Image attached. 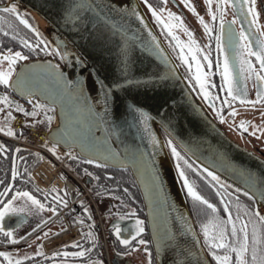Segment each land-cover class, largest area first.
<instances>
[{"label":"snow or ice","instance_id":"1","mask_svg":"<svg viewBox=\"0 0 264 264\" xmlns=\"http://www.w3.org/2000/svg\"><path fill=\"white\" fill-rule=\"evenodd\" d=\"M184 2L193 12H196V8L191 0H184ZM144 3L152 10L157 21H163L161 13H167L168 20L163 22V27L166 28L173 37L176 36V33L173 31V28L176 26L184 27L188 32L189 39L187 41L178 38L176 40V44L180 46L179 55L183 62L188 65L189 70L193 68V65L188 62V56L185 55V48L187 49V52L191 54V58L195 60V72L193 74L195 75L196 83L199 84V91L203 93V97L216 109L220 120L224 119V114L220 110L223 104H228L230 102L235 103L237 101L242 104L264 102V27L261 26L259 20L260 12L256 6V0H216V10H213L212 8L213 0H206L208 11L211 13L213 21L216 20L217 15L219 14V22L216 25V31H213L212 25L206 21L203 16H199V13H197L205 30L211 33L212 39L215 40L216 65L217 70L221 75L220 88L226 92L221 105L215 103V101L219 99L218 95L210 92L209 87L206 86L212 84L211 80L205 79L210 73L204 71L201 58L197 56V52H203V59L206 60L208 66L211 67L212 61L209 59V52L200 47L199 42L193 38L192 30L183 24V19L178 13H175L168 8H160L157 10L156 7L149 3V0H144ZM164 3H167V0H164ZM226 5H231L236 13L232 15L230 20L226 19L224 15L227 11ZM67 7L69 10L64 17L66 21L72 20L75 23H81L83 17L78 16V13L86 14V11L89 9L95 14L97 25L93 27L92 31L95 32L96 39L99 42L101 49L107 50L109 55H111L112 48H115L119 57L118 64L120 70L127 75L128 70L131 67V48L128 40L124 39L121 41L115 39L112 30L108 29L106 26L104 29H100L98 27V22L100 20L109 21V17L119 11L128 12L130 15H138L140 20L143 21L144 17L136 11L135 6L128 9L121 8L120 5L114 6L111 3V0H80V3L68 5ZM0 11L12 14L31 29L32 32L36 34L37 39L42 38V33L39 29L33 27L29 22V19L25 18L27 13H22L18 10L17 3L13 2L3 9H0ZM5 18V16L0 15V20H4ZM245 21L247 23H245ZM238 23L239 26L237 27ZM149 31H151V29H149ZM9 34L11 35V33ZM120 34L123 36L128 35L124 28H120ZM19 39L22 44H26L32 50H36L38 47V45L31 40ZM113 40H115V43H113ZM66 43L67 42H65V44ZM158 43L159 42L157 41V44ZM209 43H211V40ZM43 51H54L60 55L61 59H65L68 63H72L74 60L78 67L85 66V60H83L80 55L73 54L68 48H61L58 45H52L49 47L46 40ZM21 59L27 60V57L20 50H9L6 53L0 52V64L5 60L8 61L6 67H0V84L22 92L28 100L33 102L32 111L28 112V115L37 116V110L43 109L49 125H51V122L54 119L52 115H49V110L55 109L58 97L68 90H71L72 95L78 100H81L82 103L87 106L88 110L93 112L99 118L100 123H104L105 120H111L112 117L109 115L110 105L115 104V106L119 108V105L116 104V98L113 95L115 90L122 88L124 84L132 83V81L124 79L120 75H109L106 68L95 64L88 67L87 73L78 74L76 79L70 80L63 71L59 70V67L55 63H51L42 69V71H46L48 73V78L59 85L58 90L52 91L47 88V85L40 76L32 72V70L40 69V66L35 62L25 63L19 71L17 70L16 62ZM256 62L259 63V67L256 66ZM14 72H16L15 79H13ZM252 76H255L257 82L255 100H250L247 97V81ZM160 79H162V77H141V80L144 82L158 83ZM116 81H119V83ZM189 83H192V81L189 80ZM93 93L95 94L94 96ZM37 94L42 95L47 102H42L40 99H37ZM0 101L7 105L9 109L14 106L22 113L26 112L24 106L19 102L12 100L7 92L0 93ZM141 103L143 102L137 101L136 103H133L132 101H128V108L136 119L137 126L142 125L143 128L149 130L154 145L153 152L155 153L159 151L155 145L159 144L160 141L157 139L156 134L151 132L149 120L153 119L152 113L146 107L140 106ZM163 107L166 109L167 105L165 104ZM229 112L234 117L236 109L230 107ZM7 116L8 118H14L11 111L8 112ZM170 122V120L166 122L161 119L164 128L169 132L165 142L171 147V152L176 157V168L179 171V176L183 177V184L187 188V193L191 195L194 202L207 205L211 209V213L207 215V219L201 223L200 227L203 232L204 243L208 246L212 257H214L219 264H231L232 252L234 251L235 264H264V214H261L257 207L249 208L246 205H241L238 201L236 204V212L233 213L231 201H225L224 210L227 214L223 217L220 216L217 212V205L211 203V201L197 191L194 182L189 180L184 166L186 165L189 168L195 166L198 172L203 170L201 175L207 173L205 179H208V177L213 178L208 180L213 188L219 187L223 189L228 185V182L222 181V178L218 176L215 171L206 168L204 164L198 163L197 165H193L189 162L186 156L181 154L174 143V137L169 128ZM25 123L33 124L36 123V121L25 120ZM249 123L254 122L242 119L239 122V128L241 130H248L247 125ZM105 127H107L106 124ZM4 130L10 135L15 134V130L10 126L6 129L0 128V131ZM252 131L253 134H255L256 131L264 132V128L257 127ZM57 132L58 130L54 129L51 135L55 141L59 142L60 136L56 134ZM65 142L67 143L66 137ZM47 146H49L53 152H57V143H52ZM71 148L72 146L69 145V151L67 153H58V155H60L61 158H63L64 155H68L79 160L80 157L77 156ZM185 148L188 151L192 150L187 144H185ZM0 153L8 155V153L5 152V146L2 144H0ZM37 155L40 154L37 153ZM104 157L105 159H115L119 162L121 167H126L129 162L127 157H120L118 151L111 148L104 153ZM142 157L143 153H141V158ZM90 162L92 164H98L100 163V160L91 159ZM155 165V159L151 158L150 170L152 173L153 184L156 190L161 192L163 191V179L159 175V168ZM84 171L87 172L88 169H84ZM242 174L248 178L249 187L247 191L245 188H238L237 191L245 193L247 196L251 197L252 200H258L259 202L264 203V176L258 177L248 169H243ZM12 175H17L15 167L12 169ZM28 175L30 176L31 173ZM106 175L111 176L112 173L108 172ZM113 187H119V185H113ZM231 187L235 188V185H232ZM11 188H13V184H6L3 190H0V201H3V206L0 207V233H5L7 237L15 241L21 240L23 237L15 235L13 227L6 226L5 217L10 214H20V220L15 225L16 228H19L20 224L23 222L24 216L32 215L37 211H42L46 206V201H42L27 189L15 191L11 194L10 198H7L9 197L8 190ZM51 191L56 193L55 199L59 200L61 206L67 203V200L61 197L60 191L55 186L52 187ZM63 191L64 196L66 197L68 189L65 188ZM124 191L127 192L128 189L125 188ZM44 192L46 195L49 194L47 189H45ZM103 194L106 196L114 195V193L110 192H104ZM231 195L233 197L235 196L234 193ZM18 197L21 198L22 203H15ZM220 198L221 200L225 199L224 195H221ZM80 203L83 204L84 202L80 201ZM241 209H243V212H241ZM51 210L53 213L57 212L58 206L53 203ZM84 211L87 212L88 209L85 208ZM130 211L134 213L135 209H130ZM117 215H119V213H117ZM48 219H50V217H43V220ZM43 220H41V223H43ZM80 223H83L82 219L80 220ZM185 224L186 231L195 235L191 223L186 220ZM249 225H251V236L249 234ZM37 227H39V225H37ZM112 230L115 232L116 236L119 237L120 243L132 247L129 243L132 240V237L143 233L145 228L143 221L139 217H134V227L131 230L130 235L124 236L121 234L119 221L116 222ZM25 235H27V233H25ZM154 235H156V249L158 253H162L166 250L167 243L172 241L179 242L177 240L178 233L175 231L166 230L163 234H156L154 232ZM87 236L89 239H96V237L93 236L91 229L87 232ZM71 243L75 245L76 241H72ZM139 244L147 245L149 244V241L140 238ZM139 244H136L135 246L139 247ZM216 249H223V254L221 255L218 253ZM86 251L88 250L80 248L79 251L72 253L64 252L63 255L82 257L85 256ZM143 251L148 254V264H151L152 250L150 248H144ZM59 254L60 253L58 252L52 253L53 256ZM32 255H36V253H32ZM182 255L184 258L180 264H206L205 261L201 260L203 255L202 248L197 249L194 245L189 246V248H183L182 246ZM0 257L7 258V264H16L17 261L27 259V256L20 255H17L15 259H13L8 251H0ZM0 264H3V261H0ZM53 264H60V262L53 261ZM64 264H67V261H65ZM75 264H80V262L76 261ZM95 264H104V262L103 260H97Z\"/></svg>","mask_w":264,"mask_h":264},{"label":"water","instance_id":"2","mask_svg":"<svg viewBox=\"0 0 264 264\" xmlns=\"http://www.w3.org/2000/svg\"><path fill=\"white\" fill-rule=\"evenodd\" d=\"M13 2L17 3L19 9L33 16L52 45L68 48L73 54L80 55L85 60V66L78 67L74 60L68 63L65 59L58 61L52 56L34 58L23 62L17 68L18 71L25 63L35 62L40 69L32 72L40 76L47 88L52 91L58 90L59 85L48 78L46 71H42L51 63H55L70 80L76 79L78 74L87 73L88 67L95 64L106 68L109 75H120L132 81L115 90L113 95L119 108L111 104L109 115L112 119L105 120L104 123H100L99 118L90 112L81 100L73 96L71 90L59 96L54 109L56 124L48 131L50 141L66 150H69L71 145V150L83 159L89 161L99 159L98 164L128 169L131 172L143 202L156 264L174 262L180 264L184 258L182 246L189 248L191 245L197 249L202 248L201 260L206 264H213L189 209L168 144L165 142L169 132L164 128L161 119L171 121L169 128L174 143L196 165L204 164L206 168L215 171L222 181L235 185L237 189L245 188L247 191L249 187L248 178L242 174L243 169L250 170L258 177L264 176V157L232 139L215 119L194 85L189 83L190 79L171 53L141 0H111V3L128 9L135 6L136 11L144 17L143 21L138 15L119 11L109 17L110 22L103 20L98 22L100 29H104L105 26L111 29L115 39L128 40L131 48V67L127 75L120 70L115 48H112L111 55L107 50L101 49L96 34L92 31L97 21L90 9L86 14L78 13V16L83 17L81 23L65 20L64 17L69 10L67 6L78 4L80 0H7L6 3L0 4V8ZM35 13L46 20V27L40 24ZM120 28H124L128 35H121ZM145 76L162 79L158 83L144 82L141 77ZM15 77L16 72L13 79ZM11 90L18 96L27 98L16 89ZM36 98L47 102L40 94H37ZM128 101L143 102L140 106L146 107L152 113L153 119L149 120V124L151 132H154L160 141L155 145L159 149L158 152H153L154 145L149 130L142 125L137 126L136 119L128 108ZM165 104L166 109L163 107ZM54 129L58 130L56 134L60 136L59 142L52 138L51 133ZM185 144L192 150H186ZM109 148L118 151L120 157H127L129 162L126 167H121L115 159H105L104 153ZM151 158L155 159V166L159 168V175L163 179L161 192H158L153 184ZM254 201L260 213L264 214V203ZM186 220L191 223L195 235L186 231ZM114 225L113 221L111 226ZM166 230L177 232L179 242L167 243L166 250L158 253L154 232L163 234Z\"/></svg>","mask_w":264,"mask_h":264},{"label":"flooded vegetation","instance_id":"3","mask_svg":"<svg viewBox=\"0 0 264 264\" xmlns=\"http://www.w3.org/2000/svg\"><path fill=\"white\" fill-rule=\"evenodd\" d=\"M141 1L171 53L182 67L188 78L192 81L196 91L203 99L209 110L212 112L215 119L227 131L232 139L264 157V132L256 131L255 134H253L252 131L257 127L264 128V102H257L255 104H242L237 101L235 103L230 102L228 104H223L220 110L224 114V119L220 120L216 109L207 99L203 97V93L199 91V84L196 83L195 75L193 74L195 72V60L191 58V54L188 53L187 49L185 48V55L188 56V62L193 65V68L189 70L188 65L183 62L179 55L180 46L176 44V40L178 38L180 40L187 41L189 39L188 32L184 27L176 26L173 28L176 36L173 37L172 34L163 27V22L168 20L167 13H161L163 16V21H157L152 10L144 3V0ZM6 2L7 0H0V4H4ZM191 2L196 8V12H193L192 9L184 2V0H167V3H164V0H149V3L156 7L157 10L160 8H168L171 11L178 13L183 19V24L192 30L193 38L199 42L200 47L209 52V59L212 61L211 67H209L207 61L203 59V52H197V56L201 58L204 71L210 73V75L205 77V79L211 80L212 84L206 86L209 87L210 92L218 95L219 99H217L215 103L217 105H221L226 92L220 88L221 75L217 70L216 65L215 40L212 39V34L205 30L204 25L199 19V16H203L204 19L212 25L213 31H216V25L219 22V14L217 15L216 20L213 21L211 13L208 11L206 0H191ZM256 6L260 12L259 20L261 22V26L264 27V0H256ZM212 8L213 10H216V0H213ZM226 8L227 11L224 13V15L226 19L230 20L232 15L236 13L231 5H226ZM25 12L26 11H23V13ZM26 13L27 15L25 18L29 19V22L34 25V27L39 29L33 16L28 12ZM197 13H199V16ZM0 15L6 17L4 20H0V52L6 53L9 50H20L27 57V60H18L16 62V68H18L25 61L34 58L48 57L52 54L55 55L58 61H62L58 53L54 51H43L44 44H42L37 39L35 33L29 30L26 25L24 26L18 18L3 11H0ZM245 23L247 22L245 21ZM238 26L239 23L237 24V27ZM9 33H11V35ZM12 34L14 35L13 39H11ZM18 37L24 40H31L33 43H36L38 45L37 49L32 50L26 44H22ZM210 40L211 43H209ZM48 46L51 47L49 44ZM256 66L259 67L258 62H256ZM256 85L257 82L255 76L250 77L247 81V97L250 100H255L256 98ZM4 92H7L8 96L12 100L23 105L26 109V112L22 113L14 106L9 109L7 105L0 101V128L6 129L10 126L15 130L14 135L21 136L23 134L22 126L27 124L25 123V120L34 118L37 123H43V120L46 117L43 109L37 110V116H30L27 113L32 111L33 102L31 100L29 101L25 97L18 96L11 90V88L0 84V93ZM230 107L236 109V114L234 117L229 112ZM9 111H11L14 118H8L7 114ZM54 111V109H50L49 115L54 117ZM242 119L246 121H252L254 123H249L247 125L248 130H241L239 128V122ZM53 122L54 119L51 122V125ZM46 124L51 126L48 123ZM0 132L3 134H8L6 130ZM0 144L5 146V152L8 153V155L0 153V190H3L6 184H13V188L8 190L9 197L7 198H10L11 194L15 191L27 189V153L25 150H19L20 143L15 142V145L12 147L11 139H8L2 135H0ZM168 147L176 167V157L172 154L171 147L169 145ZM176 147L182 155L186 156L190 163L196 165L177 145ZM11 150L13 151L12 153ZM79 163L82 168L78 174L81 176L83 184L89 187L91 190L90 192H92L95 196L97 208L103 217L102 226L97 220L94 204L88 201V198L83 195L82 186L72 181L69 177L65 176L63 182H61L58 187L53 185L60 191L61 197L67 200L65 205L61 206L59 200L55 199L56 193L51 191L53 187L51 186L47 188L49 192L48 195H46L44 191H41L39 195H36L42 201H46V206L42 213L37 211L32 215L24 216L23 222L20 224L19 228H16L15 225L20 220V214H10L5 217L6 226L13 227L14 234L23 237V239L13 241L7 237L5 233H0V251L11 248L15 245L22 247L27 245L26 243L30 240V238L34 236L37 237L36 255L28 256L21 250L9 252L13 259H15L17 255L27 256L26 260L17 261L16 264H53V261H58L60 264H64L65 261H67V264H75L76 261H79L80 264H95L97 260H103L104 264H135L132 256L134 253H136V251H143L144 248H150L152 250L142 200V205L138 206V204L135 202L121 201L116 195H104L103 193L105 191L103 187L100 189L98 188L97 190L91 188L90 185L94 181V176L89 172L91 169L89 166L90 163L83 160H81ZM13 167H15L17 172V175L15 176L12 175ZM184 167L189 180L194 182V186L196 187L197 191L205 196L206 199L211 201V203L217 205V212L220 216L223 217L227 214L224 210L225 201H231L233 213L236 212L237 201L241 205H246L249 208L255 207V202L251 199V197L247 196L245 193L237 191V188L231 187L232 185L228 184L223 189L219 187L213 188L208 182V180L211 178L208 177V179H205V176L207 175L206 173L201 175L202 170L198 172L195 166L189 168L185 165ZM84 169H88V171L85 172ZM176 171L181 181L188 203L192 209L191 211L193 212L197 230L201 237L202 243L213 264H219V262L216 261L214 257H212L208 246L205 245L203 232L200 227L201 223L207 219V215L211 213V209L207 205H202L199 202L193 201L191 195L187 193V188L183 184V177L179 176V171L177 168ZM65 188L68 189L66 197L64 196L63 191ZM42 190L45 189L42 188ZM233 193L235 194L234 197L231 195ZM125 194L127 197H132V194L128 192ZM221 195H224V200H221ZM80 201H83L84 203L81 204ZM53 203L58 206V211L55 213H53L51 210ZM2 206L3 201H0V207ZM85 208L88 209L87 212L84 211ZM130 209H135V212H131ZM241 212H243V209H241ZM117 213H119V215H117ZM45 216L50 217V219L43 220V217ZM134 217H139L143 221L145 231L140 233L138 236H133L132 240L129 242L132 247H129V245L120 243V239L112 230L113 226H111V224L113 221L115 224L117 221H119L121 226V234L128 236L131 234V230L134 227ZM81 219L83 220L82 224L80 223ZM41 220H43V223H41ZM78 224L82 226L77 227L76 225ZM37 225H39V227H37ZM89 229H91L92 234L94 237H96V239L88 238L87 232ZM25 233H27V235H25ZM249 234L251 236V225H249ZM65 235H69V237L64 238ZM140 238L148 240L149 244H139ZM72 241H76V244L73 245L71 243ZM136 244H139V247H136ZM106 246L108 247L107 250ZM80 248H85L88 250L86 251L85 256L74 257L71 255H63L64 252L72 253L79 251ZM19 251L22 253H19ZM216 251L222 255L224 250L216 249ZM54 252H58L60 254L53 256L52 253ZM145 255L147 256L148 254L145 253ZM151 257V264H156L153 250L151 251ZM0 261H3V264H7V258L5 257H0ZM231 264H235L234 251L232 252Z\"/></svg>","mask_w":264,"mask_h":264},{"label":"trees","instance_id":"4","mask_svg":"<svg viewBox=\"0 0 264 264\" xmlns=\"http://www.w3.org/2000/svg\"><path fill=\"white\" fill-rule=\"evenodd\" d=\"M18 10L21 11L22 13L24 11V10L19 9V8H18ZM33 27H34V25H33ZM29 30H31V29H29ZM39 31L42 33V38H40L38 40L42 44H45V40H46L48 42V44L50 46H52V44L49 42V40L46 38V36L42 32V30L40 29ZM13 38H14V35L12 34L11 39H13ZM51 56H55V55L52 54ZM35 125H39V124L37 123ZM45 127H48V125ZM14 145H15V142L11 140V146L13 147ZM19 150H25V152L27 153V163H28L27 173L29 174L30 171L40 163V160H41L40 156L37 155V151L34 150L33 148L26 147V146H23L21 144L19 146ZM12 152L13 151L11 150V153ZM79 162H80V159L76 160V159L72 158L71 160H69L68 164L74 171L80 173L82 167H81ZM89 166L91 167L89 172L91 173V175L94 176V181L90 185L91 188L97 190L98 188L100 189L101 187H103L105 192L114 193V195H116L118 197V199L121 201H125V202L131 201V202L137 203L138 206L142 205L138 187L136 185V182H135L131 172L128 169H115V168H111L108 166H97L94 164H90ZM108 172H111L112 175L111 176L106 175V173H108ZM28 174H27L26 188L29 191H31L34 195H39L41 193V191H44V190H42V188ZM209 178H211V177H209ZM211 179H213V178H211ZM113 185H119V187H113ZM125 188L128 189V191H127L128 193L132 194V197L126 196L125 193H127V192L124 191ZM187 202H188V200H187ZM188 205H189V203H188ZM255 207H257L256 203H255ZM189 209H190V211L192 210L190 205H189ZM191 214H192L193 219H194V215H193L192 211H191ZM194 222L196 224L195 219H194Z\"/></svg>","mask_w":264,"mask_h":264},{"label":"built area","instance_id":"5","mask_svg":"<svg viewBox=\"0 0 264 264\" xmlns=\"http://www.w3.org/2000/svg\"><path fill=\"white\" fill-rule=\"evenodd\" d=\"M22 127L27 132L26 136L22 139L15 137H11V138L40 151L42 157V163L36 169L37 177H43L44 180H47L46 176L48 174L49 177L54 178L56 181L58 180L57 176L59 174V171H66L75 178H77L75 174L65 165L66 159L69 158L70 156L67 155L64 159H61L46 145V144H50L47 138L46 130L36 127H28L26 125H23ZM65 152L67 153L68 151ZM53 166L55 167L54 169H52ZM48 170L50 173L47 172ZM85 193L90 195L86 188H85ZM99 219L101 221L100 215H99ZM81 226L82 225H79L77 227H81Z\"/></svg>","mask_w":264,"mask_h":264},{"label":"rangeland","instance_id":"6","mask_svg":"<svg viewBox=\"0 0 264 264\" xmlns=\"http://www.w3.org/2000/svg\"><path fill=\"white\" fill-rule=\"evenodd\" d=\"M7 63H8V61H3V63L2 64H0V67H6L7 66ZM15 73V72H14ZM14 73H13V75H14ZM45 117V116H44ZM29 121H35V119L34 118H31V119H29ZM53 121V120H52ZM46 123H48L47 122V119H46V117L44 118V120H43V123L41 122V123H38L39 125H38V127L39 128H46L45 126H47V124ZM33 124H37V122L36 123H33ZM39 165V164H38ZM38 165L36 166V167H34L33 169H35V168H37L38 167ZM55 167L53 166V168L52 169H54ZM32 169V170H33ZM31 170V171H32ZM57 170H59V169H57ZM47 172H49V170L47 171ZM50 173V172H49ZM74 173L78 176V177H80L81 178V176L78 174V172H76V171H74ZM47 180H44V178L43 177H39V179L38 180H40L41 181V183L42 184H44V185H46V187H48L49 185H50V183H51V181H52V178L51 177H49V175L47 174ZM46 181H48V182H46ZM45 182L47 183V184H45ZM57 185H59V184H57ZM53 186V185H52ZM89 188V187H88ZM90 190V189H89ZM91 191V190H90ZM34 195V194H33ZM91 195H92V197H93V199L96 201V199H95V196L93 195V193L91 192ZM88 198V201H90V198L89 197H87ZM15 203H17V204H19V203H22V200H21V198H17L16 199V201H15ZM43 212V210L42 211H40V213H42ZM48 213V212H47ZM44 214V213H43ZM63 228V227H62ZM58 230V229H57ZM36 240H37V237L36 236H34V237H32V238H30V240L26 243L27 245H24V246H12L11 248H8V249H5V250H3V251H8V252H10V251H15V250H21V251H23L26 255H28V256H32V253H36V249H37V247H36ZM21 251H19V253H22ZM133 257V261H134V263L135 264H148V255L146 256L145 255V253L143 252V251H141V250H138V251H136V253H134V255L132 256Z\"/></svg>","mask_w":264,"mask_h":264},{"label":"bare ground","instance_id":"7","mask_svg":"<svg viewBox=\"0 0 264 264\" xmlns=\"http://www.w3.org/2000/svg\"><path fill=\"white\" fill-rule=\"evenodd\" d=\"M36 14V13H35ZM37 18L39 19V22L40 24L43 26V27H46L47 26V22L46 20H44L42 17H40L38 14H36ZM69 235H65L64 238H68ZM54 243V242H53Z\"/></svg>","mask_w":264,"mask_h":264}]
</instances>
